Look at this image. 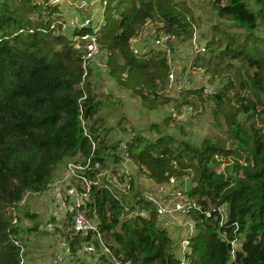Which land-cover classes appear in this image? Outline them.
Listing matches in <instances>:
<instances>
[{
  "label": "trees",
  "instance_id": "1",
  "mask_svg": "<svg viewBox=\"0 0 264 264\" xmlns=\"http://www.w3.org/2000/svg\"><path fill=\"white\" fill-rule=\"evenodd\" d=\"M101 1L105 21L98 38L111 52V76L136 92L147 108L169 102L161 93L169 69L165 54L137 56L130 50L129 38L151 18L163 22L162 29L178 40L191 39L199 18L185 0ZM203 1L221 21L207 43L210 58L232 61L234 80L210 94L215 116H225L228 137H206L194 145L152 124L156 137L133 130L129 149L158 184L170 176L191 175L196 184L190 194L211 211L210 216L194 212L197 234L191 237L189 264H264V132L252 121L255 114L264 116V37L257 34L264 27V0ZM59 9L50 0H0V264H21L25 228L18 221L26 196L43 194L70 159L91 153L81 106L90 132L101 139L97 157L104 160V150L116 148L110 143L109 128L99 133L102 101L92 81L94 71L82 83L81 52L68 35L52 28ZM87 31L92 28L75 32ZM219 72L217 68L215 74ZM235 85L246 94L237 91L231 96ZM203 94H209L203 87L189 88L181 99L190 102L188 97ZM128 197L124 201L129 202ZM97 202L106 239L123 261L183 264L170 231L153 209L147 218L126 219L124 204L108 192L98 193ZM107 209L112 212L110 221ZM30 229L40 228L35 223ZM97 264L111 263L102 256Z\"/></svg>",
  "mask_w": 264,
  "mask_h": 264
},
{
  "label": "built area",
  "instance_id": "2",
  "mask_svg": "<svg viewBox=\"0 0 264 264\" xmlns=\"http://www.w3.org/2000/svg\"><path fill=\"white\" fill-rule=\"evenodd\" d=\"M63 1L67 0H50V3L60 8ZM79 8L88 10L86 0L79 3ZM59 11L53 15L57 16ZM101 18L102 20L99 18L96 24H93L91 17L86 18L80 25H75L73 33L68 35L75 48L82 54V83L85 82L94 65L108 66L111 52L101 45L98 38V32L101 31L105 21L104 7ZM88 27H91L92 31L82 34L75 32ZM162 27L163 22L148 18L129 38V47L135 55L144 58H149L154 51H162L165 54L169 69L161 93L169 98V102L176 103L181 100L184 90L194 88L195 74L204 72L205 68L198 64V60L207 52V45L201 46L197 43L195 30L192 54L188 57V62H184L174 55V45L180 40ZM52 28L57 34H65L61 25L57 23V18H54ZM86 97L85 92L82 99ZM188 109L192 111L191 107ZM80 111L85 134L92 144L91 153L84 158L70 159L58 175L50 180L47 190L39 195L44 198L46 215L44 230L55 237L51 264H78L84 256L93 257L96 260L95 264L101 261L102 256H105L111 264H131L130 261H123L122 254H116L112 249V243L106 239L97 202V194L101 191L108 192L124 204L122 218L137 216L147 218L153 209L165 227L170 225L178 228L181 238L180 242L174 245L175 252L183 264H189L187 254L192 253L191 237L197 227L194 212L199 210L208 216L211 215V211L203 209L197 198L190 194L196 184L192 176L189 174L170 176L161 184L156 183L149 176L153 189L133 196L134 171L145 167L139 165L132 157L129 149L132 134L127 139H118L115 142L111 140L110 143H116V148L104 150L102 156L105 159L101 160L97 157L101 139L95 138L90 132L86 119L82 117V106ZM124 196H131L130 201H124ZM222 210L227 211V207L224 206ZM111 213V210H106L105 216L109 221ZM17 221L15 219V222ZM16 243L19 244L20 241ZM21 264H24L23 260Z\"/></svg>",
  "mask_w": 264,
  "mask_h": 264
},
{
  "label": "rangeland",
  "instance_id": "3",
  "mask_svg": "<svg viewBox=\"0 0 264 264\" xmlns=\"http://www.w3.org/2000/svg\"><path fill=\"white\" fill-rule=\"evenodd\" d=\"M36 1V0H35ZM82 0H70L61 2L59 14L53 15L57 18V23L61 25L62 31L70 35L73 33L75 25H80L86 18L91 17L93 24L102 20V1L86 0L88 10L79 8ZM190 12L198 19L196 25L197 43L201 46L207 45L209 40L215 37L214 27L220 23L218 16L214 12L209 2L203 0H185ZM82 4H84L82 2ZM78 7H77V6ZM86 5V4H84ZM257 34L264 37V27L262 26ZM192 39H183L176 42L175 57L188 62V57L192 54ZM217 44H215L216 46ZM210 61V68L207 63ZM232 61L229 57L210 58V51L202 54L199 65L204 66V72H197L193 81L194 87H203L205 92L198 97H188L187 101L178 100L176 103H165L156 109H150L142 104L141 97L132 89L120 85L117 80L111 76L108 66L94 65L91 69L94 71L92 81L95 83V91L102 101V108L98 113V125L102 124L99 133L104 134L107 128L110 129V138L114 142L118 139H127L132 132L140 131L145 137L154 139L157 135L156 130L151 129L152 124H159L161 128L178 138L188 140L194 145H200L206 137L227 138L228 126L225 116L220 113L215 116L216 103L210 94L219 92L228 79L234 80ZM183 64V63H182ZM218 68L219 73L215 74ZM195 73V72H194ZM235 82V81H234ZM246 94L235 85L231 89V96ZM206 92V93H207ZM188 107H191L190 111ZM193 108V109H192ZM96 119V120H97ZM257 126L261 127L264 132V116L255 114L252 118ZM134 130V131H133ZM225 164L218 167L222 170ZM134 193L138 195L146 190L151 191L153 186L150 182L149 174L144 169H136L133 175ZM195 185V184H194ZM187 187V186H186ZM34 214L28 217L27 214ZM161 223V219H158ZM35 223L38 224V230L33 228ZM18 224L25 228L21 233L23 243L26 244L21 260L24 264H51L52 255L55 249V242L51 234L44 230L46 226V215L44 209V198L36 194H29L21 204ZM174 243L180 242L181 235L178 228L167 226ZM197 231L193 234L196 235ZM93 257L84 256L78 264H95Z\"/></svg>",
  "mask_w": 264,
  "mask_h": 264
},
{
  "label": "crops",
  "instance_id": "4",
  "mask_svg": "<svg viewBox=\"0 0 264 264\" xmlns=\"http://www.w3.org/2000/svg\"><path fill=\"white\" fill-rule=\"evenodd\" d=\"M109 61V60H108ZM108 67H109V65H108ZM166 78H167V76H166ZM166 78H165V80H164V86H165V83H166ZM168 227H169V225H167ZM171 228H173L174 229V227L173 226H170ZM177 229V228H176Z\"/></svg>",
  "mask_w": 264,
  "mask_h": 264
}]
</instances>
